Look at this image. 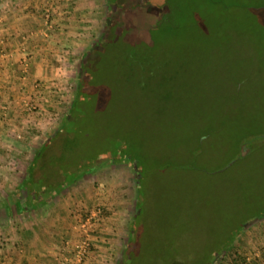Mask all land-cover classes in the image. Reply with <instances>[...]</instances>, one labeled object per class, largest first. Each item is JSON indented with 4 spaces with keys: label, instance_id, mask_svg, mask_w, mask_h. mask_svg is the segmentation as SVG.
Returning <instances> with one entry per match:
<instances>
[{
    "label": "rangeland",
    "instance_id": "1",
    "mask_svg": "<svg viewBox=\"0 0 264 264\" xmlns=\"http://www.w3.org/2000/svg\"><path fill=\"white\" fill-rule=\"evenodd\" d=\"M179 1L185 18L178 25L170 20L157 32L147 58L154 76L145 77V94L126 99L123 94L132 87L114 82L115 67L107 63L100 70V57L93 62V81L84 87L74 120L72 150L86 162L93 157L100 163L45 192L50 200L63 197L73 217L61 237L59 264L71 258L82 237L81 222L89 216V247L81 264H120L122 257V264H225L220 255L213 258L227 251L233 238L264 235V0ZM63 2L32 3L43 19L49 13V21L70 15L73 48L56 55L57 67L68 59L65 82L54 80L46 87L51 91L28 101L24 120L4 134L10 145L0 144V186L12 190L23 183L32 151L65 121L78 82V56L104 27L107 0H67V11ZM22 71L27 72L23 66ZM14 140L21 146L13 147ZM62 143L45 156L41 185L55 169ZM131 144L143 155L119 159L121 149L133 154ZM71 155L59 159L69 167L75 163ZM144 157L150 165L145 200L130 230ZM36 192V198L44 196ZM127 241L131 258L123 255ZM254 250L264 258V243Z\"/></svg>",
    "mask_w": 264,
    "mask_h": 264
},
{
    "label": "crops",
    "instance_id": "2",
    "mask_svg": "<svg viewBox=\"0 0 264 264\" xmlns=\"http://www.w3.org/2000/svg\"><path fill=\"white\" fill-rule=\"evenodd\" d=\"M37 1L0 0V144L6 146L10 143L9 139L3 140L4 134L16 129V122L24 120L23 106L51 91L46 87L54 80L59 84L62 80L65 82L64 74L70 69L66 58L64 67H57L56 63L59 51L73 48L70 15L64 18L53 15L48 23H57L59 27L52 29L57 25L50 28L43 12L32 10V3ZM67 4L65 0L60 7L67 11ZM36 82H42V86ZM12 146L16 148L21 143L15 140ZM17 189L0 186V264H59L61 237L73 226L68 205L62 201L63 197L50 200V196H45L35 202V196L27 199ZM116 230L117 235L119 229ZM236 238L232 239L231 246L244 250L238 251L243 260L233 262L230 250L219 251L213 259L220 255L227 260L225 264H264V258L254 250L264 243V235ZM115 241L111 242L113 247Z\"/></svg>",
    "mask_w": 264,
    "mask_h": 264
},
{
    "label": "trees",
    "instance_id": "3",
    "mask_svg": "<svg viewBox=\"0 0 264 264\" xmlns=\"http://www.w3.org/2000/svg\"><path fill=\"white\" fill-rule=\"evenodd\" d=\"M121 21V17L116 19L112 14H108L105 16L104 27L100 32L99 38L91 44L85 51L80 53L78 56V67H77V78L78 82L76 83V90L74 98L69 106V109L65 115V121L61 123L59 128L55 130V132L48 138L44 143L41 144L38 150H33V157L28 162L26 166V175L24 176L23 183L19 187L23 196L27 199L31 196L36 195V191H39L38 194H42L45 196L47 191L53 189L57 190L64 186V184L70 182L71 180L76 179L81 173L89 169L90 164H99L100 161L98 159H93L91 162H86L78 152L72 150L73 147H76V134L73 131L74 120L78 119V115L80 113L79 110V101L80 98L83 97L84 87L89 85L93 80H90L91 73H94V64L93 62L100 57L101 65L100 70L102 69L103 64H109L111 68L116 69L114 72V82L116 84L121 83V85H125L129 90L130 85L132 87V91L127 94H123L126 99L129 97L138 96L134 93L139 92L140 95L145 94L147 91L145 77L148 78L153 77L152 75L153 68L149 66L147 62L148 56L153 53V47H155V40L157 33H147L145 30L135 27L134 23ZM131 23V24H130ZM102 71H100L101 73ZM86 81L88 83H86ZM87 84V85H86ZM159 84V83H158ZM157 84V91H158ZM123 90L125 88L123 87ZM164 94V92H161ZM123 96V97H124ZM156 96H159L158 94ZM133 98V99H134ZM66 137L67 143H64V138ZM15 141V140H14ZM18 141V140H16ZM63 142L62 151H60V155L64 158L65 153H72V157H74V164L71 166L65 165V162L62 161L64 159L60 158V155L57 153L56 155V167L52 173L47 177L45 184L40 183L41 176L43 172L46 170V161L45 156L51 152L53 146L60 145L59 143ZM19 143V141H18ZM129 145V143H127ZM15 145H18L15 143ZM20 145V144H19ZM135 150L133 154L123 151L121 149L122 154H119V159H129V157L143 155L141 149L139 147L131 144L130 146ZM128 146H125V149ZM138 148V149H137ZM32 150V148H30ZM137 150L140 153H137ZM145 158V157H144ZM59 159V160H58ZM78 159V160H77ZM145 167L137 173V187H136V196H137V206L135 208L134 216L130 221V230L134 226V221L138 219L139 216V208H141L144 204V177L145 171L150 168L149 159L145 158ZM115 161V160H113ZM79 166H78V165ZM136 166V162H133ZM63 168L62 170H60ZM67 171V172H66ZM69 173V175H67ZM26 183V184H25ZM27 185L31 186L26 188ZM35 193V194H32ZM40 197V198H43ZM38 200V198H36ZM264 213V212H263ZM129 241L125 243V248L123 250V255L126 257H130V248ZM231 256H233V262L237 260H243L242 255L238 252L237 247L231 246L229 244V249ZM126 258V259H129ZM123 261H125L123 258ZM120 261V264L123 263ZM213 261V259H211ZM212 264V262H211Z\"/></svg>",
    "mask_w": 264,
    "mask_h": 264
},
{
    "label": "flooded vegetation",
    "instance_id": "4",
    "mask_svg": "<svg viewBox=\"0 0 264 264\" xmlns=\"http://www.w3.org/2000/svg\"><path fill=\"white\" fill-rule=\"evenodd\" d=\"M178 5L175 0H107L106 15L112 14L116 19H134L135 27L153 34L165 31V24L170 20H176L173 24L178 25L185 18L183 13H179Z\"/></svg>",
    "mask_w": 264,
    "mask_h": 264
},
{
    "label": "built area",
    "instance_id": "5",
    "mask_svg": "<svg viewBox=\"0 0 264 264\" xmlns=\"http://www.w3.org/2000/svg\"><path fill=\"white\" fill-rule=\"evenodd\" d=\"M47 16H49V13L46 14V23L47 25H50L49 19H47ZM93 216H89L90 220H84L81 222V229H82V237L80 240V243L76 246L75 250L72 253V256L70 259L66 260L67 264H81L82 259L84 258V255L87 254L86 252L87 248L89 247V231H90V223Z\"/></svg>",
    "mask_w": 264,
    "mask_h": 264
}]
</instances>
